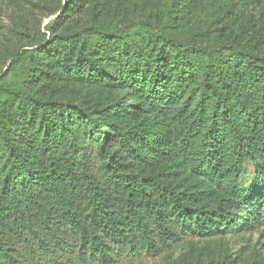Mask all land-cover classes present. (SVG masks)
I'll return each mask as SVG.
<instances>
[{
    "label": "trees",
    "instance_id": "trees-1",
    "mask_svg": "<svg viewBox=\"0 0 264 264\" xmlns=\"http://www.w3.org/2000/svg\"><path fill=\"white\" fill-rule=\"evenodd\" d=\"M153 1L133 5L147 27L131 32V0H10L21 30L0 48V264L72 250L108 262L183 235L169 264H264L226 240L264 226V23L232 0Z\"/></svg>",
    "mask_w": 264,
    "mask_h": 264
},
{
    "label": "rangeland",
    "instance_id": "rangeland-1",
    "mask_svg": "<svg viewBox=\"0 0 264 264\" xmlns=\"http://www.w3.org/2000/svg\"><path fill=\"white\" fill-rule=\"evenodd\" d=\"M142 0H131V5L129 6V11L131 13V19L128 23L129 30L131 32L146 28L145 18L147 12L144 10H133V5H140ZM161 0H154L152 3V10H154ZM234 5L235 13H239L246 18L253 17L259 19L264 23V0H232ZM141 8V7H140ZM16 8L12 6L10 0H0V48L8 44H13L18 38L17 32L21 30L20 28L13 29V23L16 20L15 13ZM48 19L43 20V26L49 22ZM8 62H2L0 60V73L6 69ZM8 82L11 81V77L8 78ZM73 90L80 94H90V90L86 87L75 85L72 87ZM79 95H69L65 101L72 102L75 104H80L81 96ZM118 96L123 99L127 97L125 92H119ZM89 147L92 148L93 144L90 143ZM246 176L241 180L240 186L243 189L249 188L256 180V173L253 165L247 163L245 166ZM257 190L264 188V179L255 183ZM190 237L183 235V238L180 242L174 243L170 249L161 250L157 254L146 252L140 250L138 252L131 253L127 250L118 252L114 251L113 258L108 262L100 261L98 258L87 255L86 259H80L75 250L70 251L68 254H63L56 261L57 263L53 264H169L170 256L175 258L180 252L186 250L187 241ZM226 240L230 244V249L233 254L239 253L240 256L245 257L252 254L261 256L264 259V226H261L259 229L245 227L242 230H239L237 233L228 235ZM193 242H200L196 238H193Z\"/></svg>",
    "mask_w": 264,
    "mask_h": 264
}]
</instances>
